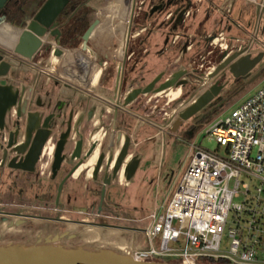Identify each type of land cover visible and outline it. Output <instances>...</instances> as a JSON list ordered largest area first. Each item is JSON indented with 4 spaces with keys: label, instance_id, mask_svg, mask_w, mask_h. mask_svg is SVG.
<instances>
[{
    "label": "flooded vegetation",
    "instance_id": "1",
    "mask_svg": "<svg viewBox=\"0 0 264 264\" xmlns=\"http://www.w3.org/2000/svg\"><path fill=\"white\" fill-rule=\"evenodd\" d=\"M196 1L199 2L198 0ZM45 2L46 0H25L20 7L23 13V23L20 26L6 23V21L2 20L0 15V26H10V28L2 27L1 31L3 32H0V66L1 64L7 65L6 68L3 67L0 69V72L5 74L0 78V87H4L8 92L3 99L4 104H13L6 113V125L10 124V126H14V124H18L19 130L25 136L30 137V133L27 132V129L32 127L37 118H41L43 121L46 120L48 123L56 120H58V123H63V126H59L58 129H53L42 148H38L40 137H38V142L34 144L30 151L28 146H26L28 144H23L19 148L22 155L18 157L11 152L10 148H7L9 132H0L1 242L13 241L25 244L31 242L43 243L47 240L48 236L62 234L68 228H71L72 226L69 224H74L75 227L83 228L84 226L81 224L79 225V223L83 222L97 226H116L110 222L113 218L105 215V207L107 203L111 201L110 196L107 195V190L112 184L106 187L103 202H100L104 180L103 173L92 175L91 172L88 178V185L93 187V192L91 193L88 189L86 190L89 194V203L87 207L78 208L76 212L68 209L70 200L63 195L65 193L64 186L73 178V174H70V171H72L79 162L84 163V165L74 174V178L78 176L80 180L84 178L86 172L90 171L96 157H98L101 152L106 151V149H102L101 141L97 142L92 140V138L94 136L96 137L97 132L103 129V135L102 133L101 135L104 138L102 141L105 139L108 141L112 130H116L117 117L119 113H121L118 104L120 101H123L127 93L135 88L146 87L160 76L154 88L166 80L163 70L154 74H149L147 69L150 68L151 64H148L147 67L142 64L144 58L148 54L147 43L151 38V32L154 27L157 25L156 29L160 31L163 30L164 32L162 51L159 52V54L163 53L170 43L171 45L177 46L179 51L182 50L183 42L181 41V35L178 34L179 38L177 42L175 44L172 43L173 36L176 35L177 32H172L171 28L173 24H168V22L173 15L174 7H169L167 10L165 9L171 0H118L112 2L110 5H104L100 0H68V4L58 16L52 27L53 29L57 28L59 30L60 36L61 30L67 24H75L78 27L68 47H62L60 45V36L58 41L52 37L46 36L42 39L40 47L33 54L32 60H24L13 53L16 40L20 33L17 27H23L25 24L29 23ZM92 2H95L96 5H92ZM180 6L184 8L188 6V4L181 3L178 7ZM192 6L193 4L191 3L190 9ZM108 7L112 10V15H110L111 19H106V28L103 29L101 24L105 19L104 16ZM157 7L159 9L153 14H150L151 10ZM82 10L83 14L77 16ZM261 10L263 11L264 7ZM167 13L170 14L169 18H166ZM118 20L120 22H118ZM96 22H99V26L96 31L94 28L88 33L86 51L82 52L83 36ZM109 22L111 26H108L110 24ZM80 24L83 25L79 29ZM180 27L181 26H178L177 29ZM96 32L98 35L111 33L112 38H114V40L117 38L119 41H117V43L114 40L107 42L98 41L96 39L98 37V35L95 34ZM210 37H212V35H209L205 40L207 47L205 55L198 56L195 60L190 62L188 70L183 69L187 71V74L176 81V84L184 81L185 85L167 91L169 92L167 96L170 100L179 96L172 102L176 103L178 107L192 97L199 88L201 89L203 72L198 69L201 64L200 59L205 58V65L209 63L214 64L215 62L213 59L216 57L222 59V53L218 50H209L208 40ZM193 40V38H189L185 43H187V46L188 44L192 45L194 42ZM104 42L107 43V46ZM57 43L59 46H57ZM241 47L243 48L245 46ZM57 48L62 50L63 54L65 52H72L73 54L80 52L85 57V59L79 58L83 60L81 63L85 66L81 85L84 87L83 91L86 94L81 91L78 92L84 94L87 107L85 117L80 118L74 123V112L70 107L68 96L71 92L75 91L72 86L75 81L71 80L73 78H68L66 82L58 79V71L56 67L52 65L53 62L55 65V59L52 57V54ZM238 48L240 47L233 48L229 44L228 51H235ZM220 62L221 61L218 63ZM259 63L244 80L241 78H232L227 75L222 81L226 83L222 92L217 98L204 107V109L214 102L217 104H227L231 102L236 95L243 92L249 85L247 84L248 80L261 74L262 68L259 67ZM68 71L70 74H73L75 70L68 68ZM255 73L258 75H254ZM93 75H95L96 78L90 79ZM111 80L112 82L109 83ZM105 84L111 86V92L109 88H105ZM78 92L75 91L74 93ZM142 97L150 98V95L139 96L133 105L131 104L129 107L132 109L134 107H139V99ZM149 102L150 99L146 101V105ZM96 103L103 106L104 112L107 114V120L104 123L100 122L98 128L92 130L91 134L88 135V146L84 149V145L82 144L80 159L72 158L75 156V148L78 140L81 138L84 143L83 133L81 131L79 132L76 128L81 123L91 121L95 112L93 105ZM90 104H92L93 107L91 110H89L90 108L88 107ZM202 110L197 114H200ZM197 114L195 116H197ZM71 115V137L67 141L68 144L64 147L62 153L64 158L59 170H53L55 147L60 135L66 132L67 122ZM195 116L188 121L182 122L178 129L188 125L187 129H185L186 134L190 132L193 134L197 126ZM142 122H144V120H142ZM146 123H148V120L145 121V124ZM6 125L4 127H6ZM126 136L130 139V143H133L131 136ZM92 144L97 145L96 150L91 156H88L86 153L90 150ZM99 146L101 147L98 149L97 153V148ZM48 148L51 149L50 153L48 152ZM28 152L29 154L26 157ZM136 153L137 152L132 156L129 153L128 157L135 158ZM130 158H127L128 161ZM128 183L129 182H127V184ZM60 184H62L61 190H59ZM93 199L96 200L93 201ZM113 209L114 206L112 209H109L110 213L113 212ZM78 234L80 233L78 232ZM78 234L75 236L79 237ZM72 240L75 241V238L67 241ZM80 241H83V239L81 238Z\"/></svg>",
    "mask_w": 264,
    "mask_h": 264
},
{
    "label": "built area",
    "instance_id": "2",
    "mask_svg": "<svg viewBox=\"0 0 264 264\" xmlns=\"http://www.w3.org/2000/svg\"><path fill=\"white\" fill-rule=\"evenodd\" d=\"M191 48L188 44L186 51ZM208 48L233 52L221 32L209 38ZM205 61L198 67L203 76L215 68ZM206 137L216 150H195L171 201L159 210L154 206L148 216L139 244L130 249L124 240L119 243L134 261L264 264V86L207 125Z\"/></svg>",
    "mask_w": 264,
    "mask_h": 264
},
{
    "label": "water",
    "instance_id": "3",
    "mask_svg": "<svg viewBox=\"0 0 264 264\" xmlns=\"http://www.w3.org/2000/svg\"><path fill=\"white\" fill-rule=\"evenodd\" d=\"M104 5H110L114 1L118 0H100ZM186 0H171L167 5L166 10L169 7H174L173 15L169 20L168 24L172 25V32L177 30L178 26L184 25L186 19L188 18V13L190 10L191 2H187L188 6L181 8L178 7L179 4L185 2ZM6 0H0V9L5 4ZM68 4V0H46L44 5L40 8L38 13L32 18V20L25 24L23 27H17L20 32L16 40V44L13 53L24 60L31 61L33 54L42 44V39L46 36L54 38L58 41L60 32L57 28L53 29V25L61 14L65 6ZM92 5H96L92 2ZM256 5V4H255ZM264 4L256 5V14L260 16L262 13V8ZM159 9L158 7L151 10L150 14H153ZM99 26V22L93 24L90 29L83 36V46L82 52L86 51L87 47V35L88 33L96 29ZM57 46L59 44L57 43ZM187 43L182 46L183 52L186 51ZM251 46L240 47L232 53L224 52L222 54V59L219 64H217L214 70L207 76L202 78L201 91H197L190 97L185 103L178 107L172 112V120L170 119L166 125L159 126L161 130L169 129L172 134H175L179 126L184 121L190 120L197 113H199L204 107L211 103L215 98L219 96L225 87L226 83H223V79L227 75L232 78L246 79L253 68L261 61L263 53H259L255 57L251 56L250 53ZM228 54V55H227ZM63 55L62 50L55 49L52 57L60 59ZM6 68L7 65L1 64V68ZM187 71L181 70L171 74L163 83L159 84L156 88L155 85L158 83L159 78H156L151 83H149L144 88H135L127 93L123 101L119 102V109H127L139 96L148 95H159L167 91L178 88V86L185 85V82H180L176 84V81L181 77H184ZM5 74L0 72V78ZM257 76L252 77L248 80L247 84H250L255 80ZM208 83V84H206ZM206 84V85H205ZM8 92L4 87H0V132L8 131L7 148L11 149V152L18 157L22 155L19 148L27 143L29 151L33 148L34 144L38 142V137H40L38 148H42L47 142L53 129H58L59 126H63V123H58V120L48 123L46 120H41L37 118L31 128L27 129L30 133V137L25 136L20 130L19 125L10 124L6 125V113L13 104H4L5 95ZM196 94V95H195ZM114 102V101H113ZM72 115L67 122L66 132L60 135L59 140L56 144L54 151V163L53 170H59L62 160L64 158L63 151L64 147L68 144V140L71 137V121ZM171 121V122H170ZM170 125L168 126V124ZM6 125V127H4ZM188 137L192 136V133L187 134ZM104 138V137H102ZM82 139L80 138L76 144L75 156L72 158L80 159V150L82 149ZM96 144H92L90 150L87 151V155L91 156L96 150ZM132 147L130 139L126 134H116V130L113 129L106 146V151L101 152V154L96 157L94 165L92 167V175L98 173H103V187L101 189L100 202H103L105 196V190L107 186L115 182L116 176L122 172L125 182H128L132 176L135 174L138 165V158H130L128 161V150ZM38 153V152H37ZM27 153L26 157L28 156ZM90 158V157H89ZM73 160V159H72ZM84 163L77 164L70 174H74L77 170L83 166ZM62 184L59 186L61 190ZM84 226L83 228L75 227L74 224H69L72 226L68 228L62 234H56L55 236H48L45 242H31V243H20V242H7L0 241V264H181V263H170L168 261L164 262H136L132 259L128 253L129 249L120 248L119 243L124 240L128 248L132 249L136 243L139 244L138 239H141L142 229L117 227V226H104V225H93L91 223H79V225ZM4 228V227H1ZM73 229L76 231L73 232ZM95 229L98 231L99 242H91V230ZM80 230L87 232L84 236H81ZM107 231L111 235L121 234L123 237L120 241L116 239H111L110 241H105L102 238V232ZM125 231V232H123ZM78 232L80 234H78ZM115 232V233H114ZM123 232V233H121ZM129 241H127V234H134ZM78 234L79 237L75 235ZM50 237V238H49ZM75 241H67L74 239ZM83 241H80V239ZM66 239V240H65ZM79 239V240H78ZM137 240V241H136ZM116 245V248L113 245Z\"/></svg>",
    "mask_w": 264,
    "mask_h": 264
},
{
    "label": "rangeland",
    "instance_id": "4",
    "mask_svg": "<svg viewBox=\"0 0 264 264\" xmlns=\"http://www.w3.org/2000/svg\"><path fill=\"white\" fill-rule=\"evenodd\" d=\"M110 15H112V10L108 7L105 12V19L103 22L106 21V19H111ZM118 22L120 21L118 20ZM108 26H111V23ZM262 26H264V22H262ZM156 28L157 25L151 32V37L153 38L152 43L148 42V54L142 62L145 67L157 60L158 57H160L159 52L162 50L163 33L159 32ZM203 34L205 33H196L193 35V41L195 42L194 49L200 48L199 45L202 44L204 38ZM262 34L263 32L260 31L259 34H254L252 38L251 36L246 37L247 44L251 42L253 49L261 48V50H264V39ZM110 40H114V38L107 39V41ZM114 41L117 43L119 39L116 38ZM149 41H151V39ZM169 46L173 50H169L171 52L169 53L168 50L165 49V52H163L160 57L159 63L161 64V68H164L165 64H170L179 52L177 46H172L171 43L168 47ZM191 57L192 56L187 55L186 58L190 59ZM259 67L262 68L261 74L257 76L243 92L236 95L231 102L224 105L219 117L228 115L233 109L238 107L258 89L264 86V55L261 58ZM62 71H64L63 74L67 72V70L65 71L64 69ZM59 74L62 75L61 71L58 72V76ZM254 75L258 74L255 73ZM60 78L65 81L67 80L64 76H60ZM149 99L150 102L146 105V101ZM168 99L169 97L163 93L152 98L142 97L139 99V107H141H134V109L138 111L140 114L139 116L142 118L144 117V120H148V126L152 122V124L157 126L158 130H161L159 126L166 125L172 116V112L178 109L176 103L168 105ZM195 117V120H197L201 117V114H197ZM187 126L188 125L184 128L178 129L175 134H171L169 129L162 130L161 135L166 134L162 138L161 135L156 136L154 139L155 141H153L154 143H150L145 149H142L144 148V142L139 145L136 150L140 152L139 155L143 157V159H147L145 162L147 165H144L145 170H143L145 172L139 170L134 175L133 180L135 185L134 183L132 184L134 190L137 191L133 193L132 197H128L126 192L123 197H110L111 201L108 202L105 207V215L113 218L110 222L115 224L117 227L145 229L149 223L147 218L152 213L154 206L159 210L161 207L168 205L171 201L195 150L198 148L209 151L216 150V143L214 141L207 140V126H200L191 137H187L186 135L185 129H187ZM153 132L154 134H157L156 127L155 129L153 128ZM137 141H139V138H136V142ZM130 155L132 156L133 154L130 153ZM68 199L72 201L70 198ZM94 200L96 199H93V201ZM87 205V199H80L79 202L73 200L68 209L76 212L78 208L87 207ZM113 206V212L110 213L109 209H112ZM174 226H176V224H174ZM74 231H76V229H73V232ZM80 232H82L81 236H84L87 233L83 232V230H80ZM134 235L136 234H127V241H129ZM123 237L125 236H122L121 234L111 235L107 231L102 232V238H104L105 241H110L111 239L120 241ZM157 245L158 242H155L154 246L157 247Z\"/></svg>",
    "mask_w": 264,
    "mask_h": 264
},
{
    "label": "crops",
    "instance_id": "5",
    "mask_svg": "<svg viewBox=\"0 0 264 264\" xmlns=\"http://www.w3.org/2000/svg\"><path fill=\"white\" fill-rule=\"evenodd\" d=\"M189 1L193 4L192 8L189 10V13H188L189 16L186 19L184 25H182L179 29H177L174 32H177V34L181 35V39H182L181 41L183 42L182 46L183 44H185L187 39L189 38L192 39L193 35H195L196 33L198 34L205 33L203 34V37H204L203 42L201 45H199L200 48L194 49L195 42L192 43L191 50L185 51V52H183V50L179 51L176 54V57L172 60V62L170 64H165L164 68H161V64L159 63L160 57L163 54L161 53L160 57H158L159 60L157 59L153 61L150 65V68L147 69V72L149 74H154L160 70H163L165 72V77L167 79L171 74L177 71H181L183 69L188 70V66L190 62L195 60L198 56L205 55V52L207 49L206 43H205L206 38L209 35H214L219 32L225 35V37L228 40V43L233 48L241 47V46H251L250 53L252 57H255V55L259 53H263L264 55V52H263L264 50H261V48L253 49L251 42L249 44H247L246 42V37L251 36L252 38L254 34H259L260 31L263 32L262 37L264 39V26H262V22H264V10L260 14V16H257L256 5L252 3H248L247 0H201V2L200 1L197 2L196 0H186L184 4H187V2ZM257 3L264 4V0H257ZM229 5L230 7H229V10L227 11V8ZM106 24H107L106 21L101 24L103 26V29L106 28L105 27ZM2 27L10 28V26L8 25H2L0 26V32H3L1 31ZM158 31L164 34L163 30L161 31L158 30ZM111 38H112L111 33H104V34L98 35L96 39L98 41L107 42V39H111ZM150 39L151 41H149ZM150 39L148 40V42L152 43L153 38L151 37ZM105 45L107 46V43H105ZM166 49L168 50L169 53H171L170 51L173 50L170 46L167 47ZM187 55L192 56V57L190 59H187L186 58ZM79 57L85 59V57L80 52H77L75 54H73L72 52H65L60 59H57L54 57L55 65H54V62L52 65L56 67V70L58 72L61 71L62 73V75L59 74L58 76L59 80L66 82L65 80L60 78V76H64L66 79L73 78L74 80L73 79L71 80L75 81V83L73 82L72 84V86L74 87V90L76 92L81 91L85 93L83 91L84 87L81 85L82 79H83L82 75L84 73L85 66L81 63L83 60H81ZM220 61H221V58H220ZM214 62H215L214 65L216 66L217 63L215 60ZM68 68H72L73 70H75L73 71V74L69 73ZM63 69L65 71L67 70V72H65L64 74H63L64 71H62ZM111 82L112 80L109 83ZM105 88L107 89L109 88L110 92L112 91L110 89L111 88L110 85L105 84ZM74 92H71V94L69 93L70 95L68 96L70 107L74 112L73 123L77 122V120H79L80 118L85 117V113H86L85 111L87 107L84 94L78 92L82 94L83 95L82 96ZM179 94H180V90H179ZM154 96H157V95H150V98ZM88 107L90 108L89 110H91V108L93 107L95 108L94 116L92 117L90 122L86 121L87 123L86 122L81 123L76 128L79 132L81 131L84 135V143H83L84 149L88 146V142H87L88 135L91 134L92 130H96L98 128L100 122L104 123L107 120L106 119L107 114L104 112V108L102 105H100L99 103H96L95 105H93V107H92V104H90ZM120 111L121 113H119L117 117L116 134L121 133V134H126L128 136H131L133 143H132V148H129L128 152L130 151L129 153L131 154H134L135 152L138 153V154L136 153L135 155V158L139 159V166L135 172L136 174L139 170L140 171L145 170L144 165L145 166L147 165L145 164L147 159L146 158L143 159V157L139 155L140 152H138L136 149L143 142L145 144L143 146L144 148L142 149H145L150 143L155 141L154 139L156 138V136L161 135L162 130H158L157 126L155 124H152V122L149 126L147 125V123L145 124L146 120H144V117L142 118L141 116H139L140 114L138 113V111H135L134 108L132 109L131 107L128 106L127 109H121ZM142 120H144V122H142ZM152 127L154 129L156 127L157 134L156 133L154 134ZM101 133L103 135V129H101V131H98L96 135L100 136ZM164 135H161V138ZM136 138H139V141L136 142ZM107 142L108 141H106V139L102 141V149H106ZM100 147L101 146L97 148V153ZM89 177L90 176H86L85 174L84 178L79 180L78 178H74L73 176V178H71V180L67 184H65L64 186L65 193L63 195L66 198H70L72 201L75 200L76 202L77 201L79 202L80 199H87L89 203V198H88L89 194L88 192H86V190L88 189V191H90L91 193L93 192L92 191L93 187L88 185ZM133 177L131 178L130 181H128L129 182L128 184L127 182H125V180H123V182L115 180V182L112 183V186L107 190V195H109L110 197H122L124 196V193L126 192V195L128 197L130 196L132 197L133 193L137 191V190H134L133 188V184H132L134 183ZM132 188H133V191H132ZM72 201H70V204ZM108 217H111V216H108Z\"/></svg>",
    "mask_w": 264,
    "mask_h": 264
},
{
    "label": "trees",
    "instance_id": "6",
    "mask_svg": "<svg viewBox=\"0 0 264 264\" xmlns=\"http://www.w3.org/2000/svg\"><path fill=\"white\" fill-rule=\"evenodd\" d=\"M25 0H6V3L2 10L0 11V15L2 17L3 21H6V23L14 25V26H20L23 22V13L21 11L22 3ZM80 14H83V10L78 13L77 16ZM83 24H80L79 29L82 27ZM76 28V29H75ZM78 27L75 24H67L62 30H61V36H60V45L62 47H68L69 42L73 38L75 32L78 30ZM96 35L97 32L95 33ZM94 34V35H95ZM215 60L217 63L220 61V57H216ZM225 104H217L216 102L210 104L207 108L203 109L201 114V117L197 119V126L194 129V132L200 127V126H207L210 123H212L217 117H219V114L222 112ZM187 135V134H186ZM170 263H178L177 261H168ZM202 263L206 264L207 261H202Z\"/></svg>",
    "mask_w": 264,
    "mask_h": 264
},
{
    "label": "bare ground",
    "instance_id": "7",
    "mask_svg": "<svg viewBox=\"0 0 264 264\" xmlns=\"http://www.w3.org/2000/svg\"><path fill=\"white\" fill-rule=\"evenodd\" d=\"M98 28V27H97ZM97 28L95 29V31L97 30ZM94 31V32H95ZM93 32V33H94ZM94 78H96V76L95 75H93L90 79H94ZM174 95H175V93H174ZM105 133V132H104ZM102 136L100 135V136H96L95 138H94V141H97V142H99V141H101V144H102ZM100 144V145H101ZM50 151H51V149L50 148H48V152L50 153ZM129 158V157H128ZM129 163H131L130 161H129ZM94 165V164H93ZM93 167V166H92ZM80 169V168H79ZM78 169V170H79ZM92 169V168H91ZM91 169H90V171L89 172H86V176H90V172H91ZM77 170V171H78ZM77 173V172H76ZM76 178H78V176L76 177ZM116 180H118V181H123L124 180V176H123V174H122V172H120L117 176H116V178H115ZM90 234H91V239H90V241L91 242H99V240H98V231H96L95 229H93V230H91L90 232H89ZM115 233V232H114ZM113 246H115L116 248H118L115 244L113 245Z\"/></svg>",
    "mask_w": 264,
    "mask_h": 264
}]
</instances>
